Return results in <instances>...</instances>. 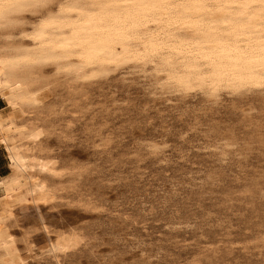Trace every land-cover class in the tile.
<instances>
[{
  "label": "rangeland",
  "instance_id": "374dc122",
  "mask_svg": "<svg viewBox=\"0 0 264 264\" xmlns=\"http://www.w3.org/2000/svg\"><path fill=\"white\" fill-rule=\"evenodd\" d=\"M129 62L99 75L39 70L16 142L61 175L35 199L13 189L0 264H56L48 238L59 233L79 239L61 264H264V88L181 91L157 61ZM4 164L10 173L1 144Z\"/></svg>",
  "mask_w": 264,
  "mask_h": 264
},
{
  "label": "bare ground",
  "instance_id": "6f19581e",
  "mask_svg": "<svg viewBox=\"0 0 264 264\" xmlns=\"http://www.w3.org/2000/svg\"><path fill=\"white\" fill-rule=\"evenodd\" d=\"M56 1L0 0V96L10 108L0 110V123L9 124H0V143L11 169L0 177V222L16 202L13 189L35 199L61 175L55 161L16 142L23 136L17 113L35 104L43 66L99 75L130 60L157 61L181 91L206 88L217 97L223 89L264 88V0H65L14 36L26 14ZM41 229L50 233L44 221ZM78 244L76 235L59 233L48 238L47 253L61 264Z\"/></svg>",
  "mask_w": 264,
  "mask_h": 264
},
{
  "label": "crops",
  "instance_id": "0c3cea01",
  "mask_svg": "<svg viewBox=\"0 0 264 264\" xmlns=\"http://www.w3.org/2000/svg\"><path fill=\"white\" fill-rule=\"evenodd\" d=\"M4 108H5V101L0 96V110H4ZM4 169H7V166L5 164L4 165H0V177L2 175H6V174H1V171L4 170Z\"/></svg>",
  "mask_w": 264,
  "mask_h": 264
},
{
  "label": "trees",
  "instance_id": "16d2710c",
  "mask_svg": "<svg viewBox=\"0 0 264 264\" xmlns=\"http://www.w3.org/2000/svg\"><path fill=\"white\" fill-rule=\"evenodd\" d=\"M4 174H7V173H4Z\"/></svg>",
  "mask_w": 264,
  "mask_h": 264
}]
</instances>
